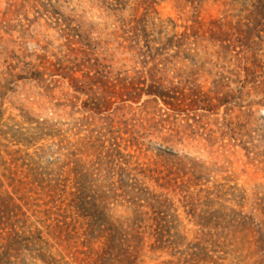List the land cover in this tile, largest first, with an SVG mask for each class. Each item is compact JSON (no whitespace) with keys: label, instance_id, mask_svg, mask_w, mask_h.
<instances>
[{"label":"rangeland","instance_id":"1","mask_svg":"<svg viewBox=\"0 0 264 264\" xmlns=\"http://www.w3.org/2000/svg\"><path fill=\"white\" fill-rule=\"evenodd\" d=\"M0 264H264V0H0Z\"/></svg>","mask_w":264,"mask_h":264},{"label":"trees","instance_id":"2","mask_svg":"<svg viewBox=\"0 0 264 264\" xmlns=\"http://www.w3.org/2000/svg\"><path fill=\"white\" fill-rule=\"evenodd\" d=\"M173 44H178L179 45V43H177V42H175V41H173ZM179 46H181V45H179ZM153 95V94H152Z\"/></svg>","mask_w":264,"mask_h":264}]
</instances>
